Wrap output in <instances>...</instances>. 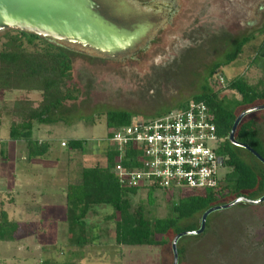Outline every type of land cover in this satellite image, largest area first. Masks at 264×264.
I'll return each mask as SVG.
<instances>
[{
	"label": "rangeland",
	"instance_id": "374dc122",
	"mask_svg": "<svg viewBox=\"0 0 264 264\" xmlns=\"http://www.w3.org/2000/svg\"><path fill=\"white\" fill-rule=\"evenodd\" d=\"M134 1L157 12L161 21L133 56L111 60L64 45L74 52L70 85L79 95L51 112L50 122L33 124V139L53 146L49 157L25 160V142L8 139V113L26 94L0 92V215L4 211L12 221L0 227V264H174L170 244L116 245L114 223L104 219L112 213L109 207H94L86 218V237L96 240L85 247L75 245L77 232L69 235L62 222L66 186L80 179L82 168L105 167L111 132L105 125L107 111L125 110L137 115L132 119H150L189 99L200 92L212 65L240 38L254 36L209 84L219 88L212 84L217 79L224 88L238 74L251 84L264 78L262 70L247 68L264 40V0ZM6 32L0 31V41ZM28 97L40 99L36 93ZM257 116L264 140V110ZM70 140H84V151L69 153L61 147ZM230 173L226 166L217 171L221 179ZM148 192L132 196L131 207L144 205L154 208L157 216L171 217L172 202L180 194L157 189L149 198ZM192 220L200 222V216ZM209 222L206 233L178 239L176 248L183 254L177 264H264V202L213 212Z\"/></svg>",
	"mask_w": 264,
	"mask_h": 264
},
{
	"label": "trees",
	"instance_id": "16d2710c",
	"mask_svg": "<svg viewBox=\"0 0 264 264\" xmlns=\"http://www.w3.org/2000/svg\"><path fill=\"white\" fill-rule=\"evenodd\" d=\"M261 35L264 36V30ZM253 39L254 36H244L237 40L234 47L224 55V59L212 65L199 93L150 117L156 118L182 110L190 102L205 103L214 114L218 136L225 138L218 154L226 159L225 165L231 170L221 182L220 188L213 192L180 194L177 201L172 202L171 217L157 216L154 208L144 205L132 208L131 197L145 190L126 188L119 184L113 173L116 152L110 151L108 146L104 154V168H82L80 179L66 186V212L62 222L67 224L69 235L77 232L75 245L85 247L96 240L95 236L86 237V218L94 207H109L112 210L104 219L114 223L116 245L164 248L172 243L170 235L175 237L184 232L199 230L201 217L208 209L238 198L257 200L264 196V165L242 148L246 146L264 159L263 129L257 111L246 115L239 122L234 134L237 146L228 140L236 118L243 111L264 105V78L251 84L243 74H238L227 80L224 88L219 86L217 79L212 84L219 88L214 89L209 84L214 74L236 61L244 46ZM0 42V92L20 91L26 94L14 101L8 113V139L25 142V158L28 161L47 158L52 153L53 146L48 141L33 139V124L50 122L51 112L60 110L65 102L78 99L79 91L70 85V54L74 52L63 43L13 30L6 32ZM251 67L264 73V40L247 65V68ZM33 93L38 94L40 99L31 100L28 95ZM135 116L137 115L125 110L107 111L106 128L111 131L129 125ZM140 118L147 119L144 116ZM109 137L110 133L106 142ZM84 144V140H70L61 147H65L69 153H82ZM153 191L149 190L147 193L149 198ZM236 206L252 205L240 203ZM212 214L206 218L205 229L201 234L207 232ZM197 215L200 216V222L192 220ZM0 218L4 220L0 227L12 224V221H7L4 211H1ZM187 220L192 222H184ZM176 251L178 257L183 254L182 249L176 248Z\"/></svg>",
	"mask_w": 264,
	"mask_h": 264
},
{
	"label": "built area",
	"instance_id": "2783aa9c",
	"mask_svg": "<svg viewBox=\"0 0 264 264\" xmlns=\"http://www.w3.org/2000/svg\"><path fill=\"white\" fill-rule=\"evenodd\" d=\"M224 140L205 103L190 102L160 117L132 119L111 130L107 141L116 152L113 173L121 186L182 194L220 188L225 177L217 171L226 159L218 152Z\"/></svg>",
	"mask_w": 264,
	"mask_h": 264
},
{
	"label": "water",
	"instance_id": "95a60500",
	"mask_svg": "<svg viewBox=\"0 0 264 264\" xmlns=\"http://www.w3.org/2000/svg\"><path fill=\"white\" fill-rule=\"evenodd\" d=\"M148 13L130 0H0V31L33 34L114 60L136 50L157 27L161 19L149 17ZM259 110H264V105L247 109L236 118L228 137L232 145L237 146L234 134L241 119ZM242 148L264 165L257 153L246 146ZM262 202L264 196L257 200L238 198L205 211L199 230L178 234L173 239L174 264L178 259V239L201 234L211 213L240 203L256 206Z\"/></svg>",
	"mask_w": 264,
	"mask_h": 264
},
{
	"label": "flooded vegetation",
	"instance_id": "af4514ba",
	"mask_svg": "<svg viewBox=\"0 0 264 264\" xmlns=\"http://www.w3.org/2000/svg\"><path fill=\"white\" fill-rule=\"evenodd\" d=\"M130 1H134V0H130ZM134 2H136V1H134ZM137 3V2H136ZM138 5H139V7H141V8H144V9H146V12H149L148 14H149V17H157V18H159V15H158V13L157 12H155V11H153L152 9H150V8H147V7H144V6H141L139 3H137ZM161 19V18H160ZM154 32V31H153ZM144 45H146V43H143L141 46H144ZM141 46H139L136 50H134V51H132V52H130V53H128L127 55H125V56H123V57H120V58H118V59H124V58H128V57H131V56H133V54H135V53H137L140 49H141ZM81 52H89V53H92V52H90V51H84V50H80ZM92 54H95V53H92ZM96 55V54H95ZM98 56V55H97ZM100 57H102V56H100ZM107 59V58H106ZM117 60V59H116Z\"/></svg>",
	"mask_w": 264,
	"mask_h": 264
},
{
	"label": "crops",
	"instance_id": "0c3cea01",
	"mask_svg": "<svg viewBox=\"0 0 264 264\" xmlns=\"http://www.w3.org/2000/svg\"><path fill=\"white\" fill-rule=\"evenodd\" d=\"M40 141V140H39ZM26 160V158H24Z\"/></svg>",
	"mask_w": 264,
	"mask_h": 264
}]
</instances>
